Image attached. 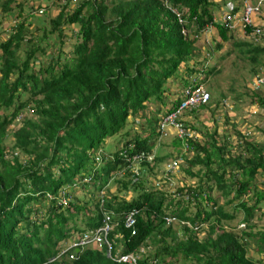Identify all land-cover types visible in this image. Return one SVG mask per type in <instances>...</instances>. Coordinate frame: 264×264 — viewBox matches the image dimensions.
Here are the masks:
<instances>
[{"label":"trees","instance_id":"trees-1","mask_svg":"<svg viewBox=\"0 0 264 264\" xmlns=\"http://www.w3.org/2000/svg\"><path fill=\"white\" fill-rule=\"evenodd\" d=\"M70 2L0 0V23L14 16L0 30V264H127L91 246L73 253V259L60 253L85 228L98 226L104 214L112 224L107 240L120 253L131 254L136 264H264L248 255L251 247L264 253V229H251L253 218L264 217V180L259 179L264 176V91L244 87L246 104H254L263 121L251 133L237 130L234 123V137L217 135L216 128L202 142L173 136V154L154 152L135 169L129 159L152 148L159 117L180 102L177 96L165 109L143 113L145 102L162 99L163 84L176 75L179 64L196 59L195 40L208 25L221 41L231 38L232 29L213 18L211 7L223 10L231 3L235 11L238 3ZM33 16L43 21L34 24ZM246 45L240 54L248 56L253 77L264 70L258 57L264 45ZM179 80L182 88L205 81ZM205 90L208 103L200 108L208 110L221 97ZM241 94L231 102L243 103ZM136 118L142 134L130 127ZM114 134L122 141L119 149L96 163L94 150ZM182 147L191 150L190 158ZM171 159L178 161L176 173L161 167ZM181 170L193 181L179 180L174 193L162 189L171 186L170 176L180 179ZM152 182H162V188ZM74 187L87 191L91 209L82 198L79 203L64 196ZM129 211L133 234L124 226L123 214ZM79 212L83 227L71 220Z\"/></svg>","mask_w":264,"mask_h":264},{"label":"rangeland","instance_id":"rangeland-1","mask_svg":"<svg viewBox=\"0 0 264 264\" xmlns=\"http://www.w3.org/2000/svg\"><path fill=\"white\" fill-rule=\"evenodd\" d=\"M214 3H217L219 6V3L222 0H212ZM236 3L241 2L242 0H234ZM250 2H253L255 0H249ZM41 4H44V2H41ZM227 4V3H226ZM212 6V5H211ZM212 8V15L214 19H219L221 13L226 9L225 5L222 7ZM264 10V9H263ZM262 20L264 17V12L262 11ZM3 13L0 11V18L3 17ZM8 19L1 20L0 23V30L1 28L7 27V25L14 22V16L12 17L11 14L7 15ZM258 20H261V16L258 17ZM32 21L34 24H37L41 21H43L42 18H39L37 16L32 17ZM257 24H260L257 22ZM74 29L77 27V25H72ZM240 28V27H239ZM232 30V36L226 41H221L220 38H218L216 31L213 27H208L206 31L203 32V34L197 38L193 44V48L195 47L197 49L198 55L196 56V59H192L187 63V65H183V63H180L178 66V72L176 75L166 78L165 83L163 84L164 91L162 92V99L158 101L148 100L145 102V105L147 108L143 111L145 115H148V112H153L156 110V108L165 109L168 107L171 102L180 95V90L182 88L180 83V78L192 81L195 78L198 79H205L200 84L204 89H207L212 97H221L218 101V103L215 105V103H211V109H201L194 113L187 112L185 116L186 122L193 126L196 129V132L199 133V141L202 142L206 139L207 133H211L213 129L216 128L217 135H222L223 132L226 134H230L233 136V129L231 127V124H236L237 130L242 132H249L251 133L254 125H261L262 119L259 118V110L254 104L248 105L246 104L249 101V97L246 94H243L244 87L246 85L249 86L250 79L252 77V72L250 71L251 64L250 62L245 58L248 57L246 55H241L240 52L245 50L247 47L246 44H252L249 40L250 38L245 37L244 39L241 37L243 33L241 29ZM1 33V32H0ZM66 33H69L67 30ZM2 36L0 35V38ZM243 39V40H242ZM70 40V39H69ZM241 41V44L239 45V42ZM220 43V47H215L216 43ZM22 48V45H21ZM258 57L260 61H264V52H259ZM37 63V62H36ZM41 64H44V60H40ZM36 68V66H33ZM185 67H190L194 71L193 72H185ZM210 67H214L212 72H207V70ZM214 71V72H213ZM188 74V75H187ZM232 87V88H231ZM233 90V91H231ZM238 92L242 93L240 96L244 100L243 103L236 102L232 103V96L236 95ZM222 95V96H220ZM25 96V94H23ZM165 102L164 104H161L160 102ZM225 109V111H224ZM2 111V109H0ZM148 111V112H147ZM229 118V121L225 122V118ZM132 118L128 117V121H131ZM135 125H139V119H134ZM233 120L234 122L232 123ZM133 124H130V127L132 130L136 133H143V127L135 126ZM173 132H168L167 134H172ZM254 138L258 137L257 141L262 142V138L259 135V133L254 132ZM132 134V133H130ZM119 137V136H118ZM117 134H114L112 136H109L104 139V141L101 143L102 147H99L98 149L100 151L94 152V161L96 163H100L99 156L101 153L106 155L107 153H113L116 150L119 149V145L122 141H118ZM163 137V136H161ZM160 137V138H161ZM171 135L165 136L162 139H155L152 143V146L154 149L156 148L155 152L156 154H164L169 153L173 154V150L171 149L173 146L170 144ZM221 139V136L219 137ZM235 139V138H233ZM105 151V152H104ZM187 158L192 156V152H185ZM23 155L21 158L23 159ZM186 165V164H185ZM163 167V166H161ZM193 171L196 169V166H193L191 168ZM173 172L176 173V171ZM184 174V175H183ZM185 172L181 170V172H178L177 176L180 178H176L174 176H170L171 186L170 187H161V183L159 182L158 185L155 182H152V185L159 187L160 189L167 190L171 193H174V187L176 184H178L179 180H184L186 182H192L193 179L188 180L187 175L185 176ZM261 178V181L264 180V176H259ZM263 179V180H262ZM260 181V182H261ZM109 193H112L114 191V187L109 182ZM259 186V183H258ZM73 187V186H72ZM64 187L61 188L60 193ZM66 192L67 190L64 189ZM69 193H65L67 198L75 199L79 203H81L80 199L82 198L84 202H87L88 209H91V203L92 199L87 193L86 190L80 189L79 187H74L73 189L69 190ZM105 193V190L100 191L97 195H103ZM215 194L214 191H212V196ZM215 196V195H214ZM93 198V197H92ZM94 199V198H93ZM36 204H33V207H35ZM44 207L43 206L38 213V216H40L42 213H44ZM83 212H79L78 215L72 217L71 220L76 221L77 224H79V227H83V222H81L80 216H82ZM240 214L237 213V218H235V221L239 219ZM34 219V217L32 218ZM38 219V218H37ZM39 220V219H38ZM71 220H68L67 224L70 225L72 223ZM253 227L251 228L253 231L256 229H264V217H256L253 218ZM236 228V227H235ZM241 228V225H238V229ZM250 245L253 244L252 240L249 243ZM113 250H116V245H112ZM248 255L251 258H259L264 260L263 256L264 253H255L252 247L248 250Z\"/></svg>","mask_w":264,"mask_h":264},{"label":"built area","instance_id":"built-area-1","mask_svg":"<svg viewBox=\"0 0 264 264\" xmlns=\"http://www.w3.org/2000/svg\"><path fill=\"white\" fill-rule=\"evenodd\" d=\"M260 1L261 0H258L253 6L245 5L243 12L239 14L237 18L235 15H231L229 13L224 14L223 19L227 23V26L232 27L235 23H240L243 27L250 26L252 24V17L257 12ZM252 28L253 29L249 34L250 37L254 40H260L264 43V30L258 25L256 26L255 24H252ZM250 88L254 91H264V70L260 71L259 73H256L252 77L250 82ZM180 96L181 99L178 105L166 115L160 116L157 121V132L161 133L162 135H164L168 130L174 132L178 137H190L191 133L184 125L182 114L187 109H193L198 107L200 104L206 103L209 98L208 93L200 85H188L182 88ZM136 157L139 161L142 159L146 161L151 160V156L143 152L139 155H136ZM174 168H176V164L174 161H170L165 164V169ZM133 223V211L125 213L124 225L126 227H132ZM109 228L110 227L107 221L105 220L104 224L94 231L90 240L97 245H100L102 242H106L105 235ZM88 240V236L83 235L78 243H84ZM120 259L127 260L128 262L134 264V259L130 255L121 256Z\"/></svg>","mask_w":264,"mask_h":264},{"label":"clouds","instance_id":"clouds-1","mask_svg":"<svg viewBox=\"0 0 264 264\" xmlns=\"http://www.w3.org/2000/svg\"><path fill=\"white\" fill-rule=\"evenodd\" d=\"M73 1L74 0H71V2L70 3H73ZM258 0H255V1H253V2H250L249 0H242L241 2H239L238 3V9L237 10H235V11H231L232 10V5H231V3H227L226 4V9L221 13V15H220V18L219 19H216V20H221V21H223V22H225V20L223 19V15L224 14H226V13H229V14H231V15H235L236 16V18H237V16L239 15V14H241L242 12H243V9H244V7H245V5H250V6H253L254 4H256V2H257ZM235 3H236V1H235ZM263 9H264V0H261L260 1V4H259V7H258V10H257V12L255 13V15L252 17V20H251V23L252 24H255L256 26L258 25L260 28H262L263 30H264V21L262 20V11H263ZM259 16H261V20L259 21L258 20V17ZM257 22H259L260 24H257ZM252 24L250 25V26H248V27H251L252 28ZM208 27H212L211 25H208L207 27H206V29L204 30V31H206L207 30V28ZM228 27V26H227ZM252 79V78H251ZM251 79H250V82H251ZM189 85H193V84H189ZM196 85H200V86H202L201 84H196ZM188 86V85H187ZM249 87H250V84H249ZM203 88V87H202ZM182 89V88H181ZM204 89V88H203ZM205 90V89H204ZM206 91V90H205ZM207 92V91H206ZM180 93H181V90H180ZM208 93V92H207ZM209 95V94H208ZM178 97L179 98H181V96L180 95H178ZM209 99V98H208ZM208 103V101L206 102V103H204V104H200L198 107H196V108H193V109H187L183 114H182V118H183V121H185V119H184V115L187 113V112H192V111H197L201 106H203V105H205V104H207ZM200 109H202V108H200ZM224 111H225V109H224ZM134 121V120H133ZM184 125H185V122H184ZM135 126H137V125H135ZM191 126V125H190ZM187 129H188V131L191 133V135H190V137H178L174 132L172 133V134H167L168 132H170V131H166V133L164 134V135H162L161 133H159L157 136H156V139L158 140V139H162V138H164L165 136H168V135H171V138L174 136V137H176V138H178V139H181V140H184V139H192V140H194V139H198V141H199V138H200V136H199V133H197L196 132V130H193V129H190L189 127H187V126H185ZM172 132V131H171ZM161 136H163V137H161ZM161 137V138H160ZM200 142V141H199ZM185 145V144H184ZM95 151H100L98 148L97 149H95L94 150V152ZM190 152L191 153V150L189 151V150H186L184 147H182V152ZM145 153V154H147V155H150L151 157H152V155H154V152H155V149L152 147L151 149H149V150H147V151H138V152H136V153H134V154H132L130 157H129V159H130V164L131 165H133V169H135V167L137 166V163L138 162H140V161H144L143 159L142 160H138V158L136 157V155H139L140 153ZM107 157V154L106 155H104V154H100V156H99V160H100V162H102L101 161V159H102V157ZM95 158V157H94ZM170 161H174L175 162V164H176V166L178 165V161L177 160H173V159H171V160H167L164 164H163V167H164V169H165V164L167 163V162H170ZM168 170H172L173 171V169H168ZM62 194V193H61ZM64 196H66V195H64ZM67 197V196H66ZM60 203H62V204H64L65 203V199H64V197H60ZM125 213H127V212H125ZM125 213L123 214V218H124V215H125ZM107 221L108 220V214H104L103 215V217L100 219V224L98 225V226H95V227H93V228H85L84 229V231H82L81 233H79V234H77L76 236H75V240L76 241H74V242H71V243H69L67 246H65L63 249H61V251H60V253H63V254H61L62 256L63 255H67V257L69 258V259H73V253H79L80 252V250L82 249V248H84V247H86V246H91V247H96L97 249H101V248H103V249H105V251H106V254L113 260V261H116V262H122V263H127V264H133V263H130V262H128L127 260H121L120 259V257L121 256H124V255H130L131 257H133L131 254H126V253H120V251H119V247L118 246H116V251H114L113 250V248H112V244H114V243H111L110 242V240L108 241L107 240V234L105 235V241L106 242H102L100 245H97V244H95V243H93L91 240H90V238H91V236L93 235V233H94V231L96 230V229H98L99 227H101L103 224H104V221ZM107 223H108V225H109V229H108V231L111 229V227H112V224H110L108 221H107ZM133 225V224H132ZM125 226V225H124ZM126 228H128L129 230H130V233L131 234H133V229H132V227H126ZM107 231V232H108ZM106 232V233H107ZM83 235H86V236H88V241L87 242H84V243H78L79 242V240L81 239V237L83 236ZM102 244H104V245H102ZM69 248H72L73 250L69 253V252H67V249H69ZM134 259V258H133ZM134 264H136V261H135V259H134ZM144 264H155L154 262H147V263H144Z\"/></svg>","mask_w":264,"mask_h":264},{"label":"crops","instance_id":"crops-1","mask_svg":"<svg viewBox=\"0 0 264 264\" xmlns=\"http://www.w3.org/2000/svg\"><path fill=\"white\" fill-rule=\"evenodd\" d=\"M240 27V28H239ZM229 29H232V30H234V29H241L242 30V32L241 33H243L242 34V38L244 39L245 37H247V38H250L249 40L251 41V43H252V45H261V46H263L264 45V43L262 42V41H260V40H254L253 38H251L250 37V32L252 31V29L253 28H251V27H248V26H242L240 23H235L232 27H228ZM248 28V31L246 30ZM235 30V31H236ZM242 39V40H243ZM241 44V41L239 42V45ZM249 44V43H248ZM221 48V47H220ZM184 118H185V116H184ZM187 120H185V122H186Z\"/></svg>","mask_w":264,"mask_h":264}]
</instances>
